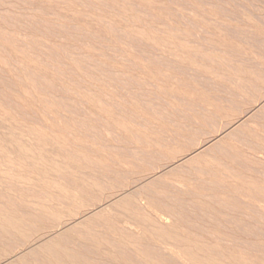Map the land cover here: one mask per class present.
I'll use <instances>...</instances> for the list:
<instances>
[{
    "label": "rangeland",
    "instance_id": "rangeland-1",
    "mask_svg": "<svg viewBox=\"0 0 264 264\" xmlns=\"http://www.w3.org/2000/svg\"><path fill=\"white\" fill-rule=\"evenodd\" d=\"M0 264H264V0H0Z\"/></svg>",
    "mask_w": 264,
    "mask_h": 264
}]
</instances>
